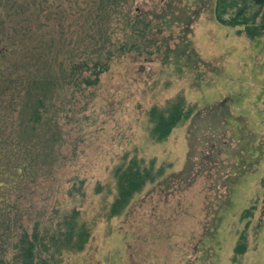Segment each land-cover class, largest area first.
Masks as SVG:
<instances>
[{
  "label": "rangeland",
  "instance_id": "obj_1",
  "mask_svg": "<svg viewBox=\"0 0 264 264\" xmlns=\"http://www.w3.org/2000/svg\"><path fill=\"white\" fill-rule=\"evenodd\" d=\"M5 1L0 0L4 34L13 39L17 26L38 29L32 9L21 6L17 12L15 0ZM87 5L47 0L44 31L51 34L61 24L75 32L77 26L81 39L78 14ZM215 8L216 0H128L118 17L142 19L140 53L114 60L97 87L81 93L66 88L54 103L56 163L38 170L14 204L23 225L39 222L40 229H53L72 209L80 212L90 238L83 251L63 253L59 264H232L244 231L247 251L236 264H264V34L250 40L244 27L221 26ZM128 33L123 27L112 40L123 42ZM5 44L1 69V58L10 53ZM177 96L193 114L156 143L147 111ZM223 103L233 118L226 127L215 121ZM17 124V115L6 112V128ZM212 127L221 128L212 133ZM224 145V154L213 158ZM132 158L146 166L154 160L163 174L109 218L113 171ZM251 207L252 216L242 219Z\"/></svg>",
  "mask_w": 264,
  "mask_h": 264
},
{
  "label": "trees",
  "instance_id": "obj_2",
  "mask_svg": "<svg viewBox=\"0 0 264 264\" xmlns=\"http://www.w3.org/2000/svg\"><path fill=\"white\" fill-rule=\"evenodd\" d=\"M85 1L88 4L86 9H80L78 14V18L83 19L79 25L83 35L81 39H77V26L75 32L66 31L61 24H56L51 34L44 31L41 20L45 17L41 14L47 7V0L13 2L19 8L17 12L21 6H27L29 11L32 9V16L40 22L35 31L28 28L24 31L17 26L13 39L10 32L4 34L2 31L4 15H0L3 18L0 45L7 42L3 46L10 52L1 58L3 68H0V99L9 96L8 100L0 103L3 106L0 112V192L6 193L0 200L3 204L0 207V264H59L63 253L83 251L91 235L89 226L80 221V212L76 209L57 216L53 229H40L39 222L32 226L23 225V214L14 204L38 170L49 171L56 163L59 139L51 128L57 126L58 111L54 109V103L59 101L61 92L69 87L80 93L97 87L100 76L109 70L114 60L130 51H141L139 43L145 35V30L141 29L142 19L131 20L127 14L122 16V20L118 17L128 0ZM232 10L233 13L227 16ZM214 17L221 26L244 27L243 33L250 40L264 34V0H216ZM115 18L117 26L112 27ZM22 21L29 22L25 18ZM144 26L147 30L150 28L149 24ZM123 27L129 31L123 42L112 40L113 33L122 32ZM8 111L17 115L18 124L7 129ZM192 114L193 109L182 96L168 100L163 107L150 108L147 111L151 124L150 138L156 143L163 142ZM230 120L233 118L228 105L223 103L215 121H221L226 127ZM212 128L213 133L221 127ZM252 141L253 137L246 140L250 144L248 150ZM223 148L226 145L221 146L213 158L224 154ZM257 152L258 149L252 150L253 154ZM162 174V168L155 169L154 160L146 166L143 161L132 158L126 165L117 167L113 171L116 195L108 207V217L120 215L135 195ZM15 196L12 203L11 198ZM253 211L254 207L244 210L241 218H250ZM246 251L244 231L233 249L232 264H236Z\"/></svg>",
  "mask_w": 264,
  "mask_h": 264
}]
</instances>
